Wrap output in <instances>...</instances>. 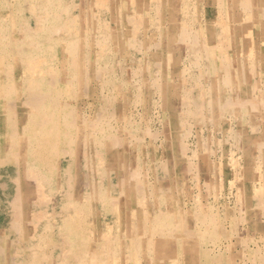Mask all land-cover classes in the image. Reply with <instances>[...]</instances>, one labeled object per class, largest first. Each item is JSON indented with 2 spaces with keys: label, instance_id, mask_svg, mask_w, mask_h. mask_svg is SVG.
<instances>
[{
  "label": "rangeland",
  "instance_id": "1",
  "mask_svg": "<svg viewBox=\"0 0 264 264\" xmlns=\"http://www.w3.org/2000/svg\"><path fill=\"white\" fill-rule=\"evenodd\" d=\"M0 264H264V0H0Z\"/></svg>",
  "mask_w": 264,
  "mask_h": 264
}]
</instances>
